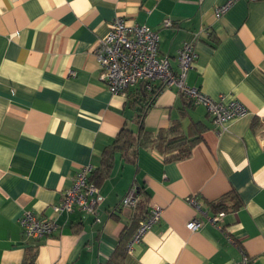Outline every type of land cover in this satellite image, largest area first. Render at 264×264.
Here are the masks:
<instances>
[{
  "label": "crops",
  "instance_id": "obj_1",
  "mask_svg": "<svg viewBox=\"0 0 264 264\" xmlns=\"http://www.w3.org/2000/svg\"><path fill=\"white\" fill-rule=\"evenodd\" d=\"M228 1L0 0V264H28L34 255V264L108 263L137 214L121 206L134 185L148 198L146 215L154 207L162 215L125 264H234L243 251L264 264V1L239 0L218 18ZM118 17L157 31L160 55L175 71L178 51L191 42L198 58L186 83L241 102L248 114L220 130L206 107L175 86L163 89L145 126L156 133L180 124L199 139L191 156L166 162L145 149L136 163L118 156L100 181L96 216L55 215L78 171L99 169L126 123L138 128L127 94L110 92L95 53ZM222 199L225 231L208 221L219 213L210 203ZM26 211L56 218L59 229L26 238ZM196 219L202 226L192 232L187 224Z\"/></svg>",
  "mask_w": 264,
  "mask_h": 264
},
{
  "label": "built area",
  "instance_id": "obj_2",
  "mask_svg": "<svg viewBox=\"0 0 264 264\" xmlns=\"http://www.w3.org/2000/svg\"><path fill=\"white\" fill-rule=\"evenodd\" d=\"M239 0H229L225 5L216 9L218 18L226 14L233 4ZM264 1V0H248ZM165 28L172 27L170 20H165ZM160 34L147 25L129 24L123 17L116 18L105 38L99 40L95 53L101 70V78L107 83L113 95H125L127 90L136 87L139 83H147L149 89L153 85L164 88L177 87L181 94L188 97L196 105L207 108L213 123L222 130L232 120L243 118L248 114V109L241 102H225L224 96L212 99L199 88L191 87L186 83L188 73L194 68L198 55L191 42H186L178 51V71L172 67L170 57L161 56L159 52ZM72 75H75L72 72ZM92 166L81 168L73 185L68 189L62 201L52 206L55 215H69L76 211L97 215V210L103 202L99 187L93 183L90 176ZM139 202L138 185L132 186L130 191L121 201L123 208L136 209ZM191 205L199 211L200 207L196 198L189 199ZM162 215L160 208L151 209L148 218L141 222L140 227L128 245V251L132 250L135 243L141 241L143 235L157 223ZM225 213L219 212L208 218L209 223L219 230L225 231L223 226ZM20 225L23 235L35 241L51 237L58 229L56 218L40 217L32 211H26ZM202 226L198 219L187 224L188 230L194 232ZM234 264H252L250 256L243 251L240 261Z\"/></svg>",
  "mask_w": 264,
  "mask_h": 264
},
{
  "label": "trees",
  "instance_id": "obj_3",
  "mask_svg": "<svg viewBox=\"0 0 264 264\" xmlns=\"http://www.w3.org/2000/svg\"><path fill=\"white\" fill-rule=\"evenodd\" d=\"M163 89L165 88L160 85H153L149 89L147 83L142 82L135 89L127 90L129 106L133 112L131 121L138 128L134 131L129 127V123H126L113 143L104 149L100 168L95 172L93 169L94 174L92 172L93 176L92 174L90 176L91 181L98 187H100V181L108 177L113 170L118 156L127 163L137 162L140 149L155 151L166 162L186 159L191 156L193 147L199 139L193 135H185L180 124L173 123L169 129L156 133L151 132L145 126L147 113L155 105L156 99ZM195 126L197 127L198 124L193 127L195 128ZM141 196H143V200L140 199ZM146 202H148V198L145 196L143 189H140L139 202L136 207L137 214L132 223L122 232L119 244L106 264H125L128 245L137 233L141 222L149 216L144 212L148 207ZM210 206L215 212H226L228 210L223 199L210 203ZM34 256L29 259L28 264H34Z\"/></svg>",
  "mask_w": 264,
  "mask_h": 264
}]
</instances>
